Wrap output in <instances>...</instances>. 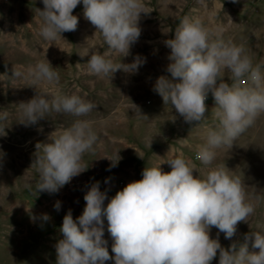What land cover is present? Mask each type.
<instances>
[{"label": "rangeland", "instance_id": "obj_1", "mask_svg": "<svg viewBox=\"0 0 264 264\" xmlns=\"http://www.w3.org/2000/svg\"><path fill=\"white\" fill-rule=\"evenodd\" d=\"M143 3L141 35L131 47V54L123 57L108 48L102 34L84 17L82 0L73 10L78 17L77 29L62 33L54 41L39 35L42 0H0V113H7V118L0 120V264H56L55 245L63 238L59 231L63 217L69 210L74 220L82 214L84 195L92 183L100 182L101 191H107L106 206L117 191L141 180L145 167L160 166L170 172L167 161L179 156L190 162L193 175L201 179L211 169L224 166L230 175L244 182L246 200L255 211L246 222L238 224L237 235L231 240L219 233L224 248L235 241L243 243L245 234L264 233V112L233 145L217 148L212 164L206 166L197 159V150L206 143L208 130L218 123L211 93L205 101L206 117L188 124L153 91L159 76H170L166 72L170 49L165 41L174 38L184 17L199 19L225 41L243 46L253 66L260 65L264 75V0ZM92 52L106 54L114 64H130L137 55L146 58V63L137 73L117 70L112 77L97 76L88 70ZM47 60L59 73V83L33 84L27 78L28 68ZM13 69L24 75L15 77ZM222 78L232 83V74L226 69ZM241 83L246 85L247 81ZM38 93L76 94L96 107L82 117L52 111L37 124L26 126L19 104ZM77 119L89 121L97 134L93 150L82 157L85 171L57 193L36 191L39 171L35 159L42 155L40 149L36 151V144L52 142ZM111 160L118 161L115 167H111ZM57 201L61 202L59 211L54 208ZM42 214H48L50 220L42 222ZM104 226V239L114 256L106 218ZM217 234L218 229L213 227L210 236L216 238ZM249 250L259 251L251 244ZM211 264H219L218 255Z\"/></svg>", "mask_w": 264, "mask_h": 264}, {"label": "clouds", "instance_id": "obj_2", "mask_svg": "<svg viewBox=\"0 0 264 264\" xmlns=\"http://www.w3.org/2000/svg\"><path fill=\"white\" fill-rule=\"evenodd\" d=\"M42 3L43 9H38L39 35L46 41L77 29L78 17L73 10L81 0H42ZM82 3L84 17L102 34L108 48L123 57L130 55L131 47L141 35L143 0H82ZM165 46L170 49L166 67L170 76H159L153 91L188 124L206 117L205 101L211 93L218 123L208 130L206 143L197 150V159L203 165H211L215 150L233 145L264 112L261 66H253L243 46L225 41L195 18L184 17L175 29L174 38L167 39ZM144 63L146 58L137 55L130 64H114L106 54L98 52H92L87 61L92 74L111 77L117 70L137 73ZM54 69L48 60L38 62L28 68L27 78L33 84L41 81L58 84L60 75ZM225 69L232 74L231 84L222 78ZM13 75L21 77L24 73L13 69ZM244 80L246 85L241 83ZM19 106L26 126L37 124L52 111L82 117L96 107L76 94L39 93ZM6 118L7 113H0V120ZM96 140L90 122L77 119L52 142L37 143L36 151L40 149L42 155L35 159L39 171L36 191L57 193L85 171L82 157L93 150ZM118 161H112L111 167ZM167 163L170 172H164L160 166L145 167L142 179L117 191L106 206L107 191H101L100 182L92 183L84 195L86 206L82 214L74 220L69 210L63 217L59 229L63 238L55 245L56 264H105L113 259L115 264H211L217 255L219 264H264V233L245 234L243 243L235 241L227 249L219 241V233L229 240L236 236L238 224L246 222L255 211V206L246 200L240 177L230 175L227 167L221 166L201 179L193 175L194 168L182 156ZM54 208L59 211L61 202L57 201ZM105 218L114 256L104 239ZM40 219L47 222L50 216L42 214ZM213 227L218 229L216 238L210 236ZM249 244L259 251H250Z\"/></svg>", "mask_w": 264, "mask_h": 264}]
</instances>
